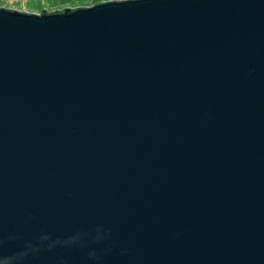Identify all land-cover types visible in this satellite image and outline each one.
I'll list each match as a JSON object with an SVG mask.
<instances>
[{
	"label": "water",
	"instance_id": "water-1",
	"mask_svg": "<svg viewBox=\"0 0 264 264\" xmlns=\"http://www.w3.org/2000/svg\"><path fill=\"white\" fill-rule=\"evenodd\" d=\"M0 264H264V0L0 7Z\"/></svg>",
	"mask_w": 264,
	"mask_h": 264
},
{
	"label": "rangeland",
	"instance_id": "rangeland-1",
	"mask_svg": "<svg viewBox=\"0 0 264 264\" xmlns=\"http://www.w3.org/2000/svg\"><path fill=\"white\" fill-rule=\"evenodd\" d=\"M103 1L108 0H0V7L40 13L42 9L50 12L63 7L89 6Z\"/></svg>",
	"mask_w": 264,
	"mask_h": 264
}]
</instances>
